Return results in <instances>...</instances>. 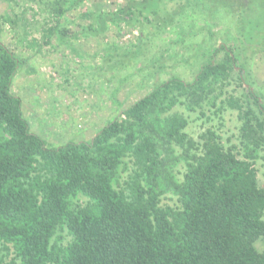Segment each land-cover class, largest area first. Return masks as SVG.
<instances>
[{"label":"trees","instance_id":"16d2710c","mask_svg":"<svg viewBox=\"0 0 264 264\" xmlns=\"http://www.w3.org/2000/svg\"><path fill=\"white\" fill-rule=\"evenodd\" d=\"M2 1L0 37L18 17V0ZM36 1L44 44L96 57L72 46L66 19L90 0ZM219 1L224 10L205 6ZM82 16L84 39L140 26L134 44L102 49L115 66L95 94L116 80L113 109L90 104L89 123L107 119L85 140L50 145L31 131L12 91L29 59L0 38V264H264V84L252 72L264 62V0H126ZM160 34L172 37L156 52ZM143 59L138 85L151 87L123 107L120 89L137 74L120 73Z\"/></svg>","mask_w":264,"mask_h":264},{"label":"rangeland","instance_id":"374dc122","mask_svg":"<svg viewBox=\"0 0 264 264\" xmlns=\"http://www.w3.org/2000/svg\"><path fill=\"white\" fill-rule=\"evenodd\" d=\"M125 1L90 0L81 5L78 10L66 15L67 20L74 22L73 25L68 27L70 33L75 35V38L71 41L72 46L80 52L96 54L95 58L87 61L83 59L82 62L72 54L68 47L64 45L55 46L54 38L48 44H44L45 39H42V36L47 14L41 10V6L36 0H18V3L13 6L12 12H9L11 18H14L15 15L18 16L17 23L13 26L11 24L4 25L0 38L15 54L29 59L24 61L25 65L19 68V73L12 85V91L23 99V113L30 124L31 131L42 137L48 144L52 145L51 142L56 144L65 143L71 137H74L77 141L85 140L89 137L91 131H95L96 128L100 127L107 116L104 115V112L98 113L96 118L93 119V123H89L92 117L89 118L88 114L94 112V109L89 108L90 104L99 100L100 106L104 108V111H107L106 114L113 109L109 96L111 90L116 87V80L107 84L105 82L103 84L104 89L99 92V96L95 94V91L99 90V82L102 80L107 81L105 79L112 73L111 69L115 66V59L111 61L103 58L104 52L102 49L107 44H117L119 47H129L130 44H134L139 36L140 26L131 29L122 25L118 33L112 28L105 36L88 39H84L78 34L80 30L78 26H84L87 23L83 19V12L108 11L112 7L118 8ZM205 6L210 10L217 8L224 10L220 1L218 3L209 2ZM6 11L7 5L0 0V16ZM205 22L213 23V15L208 17ZM144 30L153 31L152 27ZM171 37V35L160 34L157 39L155 38V43L153 41L150 44L156 52H160L165 48ZM174 37L177 36L174 35ZM32 40L37 42L35 47L30 49L28 44L32 43ZM20 41L23 42L19 43ZM145 64L146 60L144 59L137 61L131 65V68L128 67L120 74L124 76L132 72L135 73ZM99 67L100 69H98ZM188 69L187 71H189ZM180 70L179 72H181ZM145 72H142L141 75L136 72L137 75L130 76L122 85L118 99L122 101L123 107L129 106L149 91L150 83L144 82L140 87L138 85L142 80L141 76ZM252 72L256 83L263 85L264 62H255ZM183 73H186V71L183 70ZM192 75L188 72L184 78L191 80ZM155 77L158 80H165L168 78V74L159 73ZM77 100L78 104L81 101L85 102L83 109L75 102ZM234 119V113L225 116L226 130L234 131ZM87 124H91V126L86 127ZM193 130L195 128L191 129V131ZM82 131V134H78ZM256 168L258 180L261 185H264V161L257 163Z\"/></svg>","mask_w":264,"mask_h":264}]
</instances>
